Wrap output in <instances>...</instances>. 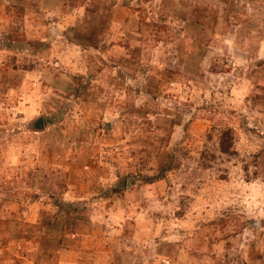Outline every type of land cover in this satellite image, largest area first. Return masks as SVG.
<instances>
[{
    "label": "rangeland",
    "instance_id": "rangeland-1",
    "mask_svg": "<svg viewBox=\"0 0 264 264\" xmlns=\"http://www.w3.org/2000/svg\"><path fill=\"white\" fill-rule=\"evenodd\" d=\"M0 264H264V0H0Z\"/></svg>",
    "mask_w": 264,
    "mask_h": 264
},
{
    "label": "trees",
    "instance_id": "trees-1",
    "mask_svg": "<svg viewBox=\"0 0 264 264\" xmlns=\"http://www.w3.org/2000/svg\"><path fill=\"white\" fill-rule=\"evenodd\" d=\"M230 139V136L228 135V133H226L225 137H223L222 139V143H221V146H222V150L224 152H229V143H231V141H227Z\"/></svg>",
    "mask_w": 264,
    "mask_h": 264
},
{
    "label": "crops",
    "instance_id": "crops-1",
    "mask_svg": "<svg viewBox=\"0 0 264 264\" xmlns=\"http://www.w3.org/2000/svg\"><path fill=\"white\" fill-rule=\"evenodd\" d=\"M53 1H55V0H53Z\"/></svg>",
    "mask_w": 264,
    "mask_h": 264
}]
</instances>
